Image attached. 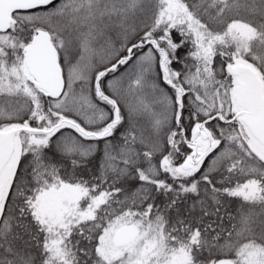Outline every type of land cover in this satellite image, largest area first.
Instances as JSON below:
<instances>
[{
	"label": "snow or ice",
	"instance_id": "snow-or-ice-1",
	"mask_svg": "<svg viewBox=\"0 0 264 264\" xmlns=\"http://www.w3.org/2000/svg\"><path fill=\"white\" fill-rule=\"evenodd\" d=\"M0 264H264V0H0Z\"/></svg>",
	"mask_w": 264,
	"mask_h": 264
}]
</instances>
